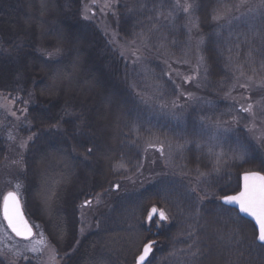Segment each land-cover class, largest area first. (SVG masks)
Returning <instances> with one entry per match:
<instances>
[{
    "label": "trees",
    "instance_id": "obj_1",
    "mask_svg": "<svg viewBox=\"0 0 264 264\" xmlns=\"http://www.w3.org/2000/svg\"><path fill=\"white\" fill-rule=\"evenodd\" d=\"M124 2L120 0L117 13L121 30L128 20ZM196 2L206 63L215 77L220 63L209 15L214 0ZM80 4L81 0H0V95L27 101L32 94L28 105L15 103L28 108L21 126H0V165L8 160L17 164V171L11 168L2 174L19 179L26 193L27 218L43 224L48 240L68 251L77 235L78 200L107 189L114 196V207L100 217L102 228L82 237L74 252L65 256V264H133L147 239L157 241L150 264H264V246L254 240L252 224L219 201H193L184 213L193 217L194 206H199V219L190 220L180 236L181 226L173 213L160 228L152 226L150 233L143 223L144 209L157 203L164 209L163 200L149 190L129 194L121 186L112 187L118 180L112 166L123 159L126 131L144 112L129 88L127 62L104 47L95 28L81 19ZM33 133L35 139L27 141ZM25 140L28 146L21 151ZM88 147L93 148L91 156ZM70 151L76 153L72 159ZM253 164L254 170H264L251 161L242 167ZM73 174L78 182L71 181ZM82 178L87 186L78 192L74 189ZM236 179L225 187L234 188ZM64 198L71 211L70 226L63 215L56 214L54 221L46 216L52 210L50 201ZM197 249L200 254L194 257Z\"/></svg>",
    "mask_w": 264,
    "mask_h": 264
},
{
    "label": "rangeland",
    "instance_id": "obj_2",
    "mask_svg": "<svg viewBox=\"0 0 264 264\" xmlns=\"http://www.w3.org/2000/svg\"><path fill=\"white\" fill-rule=\"evenodd\" d=\"M108 2L110 0H96L94 4L93 0H81L80 16L87 26L95 28L104 47L106 45L120 55L123 53L121 56L130 70L129 88L144 112L126 131L124 138L127 141L121 144L123 159L113 164L112 171L117 182H121V188L129 194H140L146 190L157 194L158 199L163 200L161 203L169 208V212L165 207L164 211L170 219L173 213L179 221L177 224L181 227L177 236H180L190 220L199 219V206H194L193 217L184 213L190 211L198 196L207 194V200L218 201L215 197L220 196L219 187L235 183L238 165L241 171L255 169L254 164L242 167L246 161L264 166V85L256 83L264 77V8L259 7V0H244L243 3L242 0H214L210 11L219 7L222 11L230 10L231 15L237 18L232 19L231 24L226 19L212 21L210 18L213 33L217 35L215 51L220 63L219 73L213 77L206 63L205 42L199 30L196 10L184 13L182 7L177 6V0H125L124 14L128 20L126 29L121 30L117 28V15L112 14L118 13L120 0H116L111 9L104 7ZM178 3L183 6L197 2L178 0ZM133 52L140 57L139 60ZM169 71L172 72L171 80L164 75ZM188 76H192L193 80L184 83V78ZM249 76L251 81L247 79ZM175 84L180 85L179 90ZM241 84H248L249 87L241 88ZM174 103L178 107L174 108ZM249 103L253 104L255 117L239 112L240 104L247 107ZM19 109L11 99L0 95V126L19 127L23 123ZM10 111H16L20 119L8 115ZM173 113L182 115L183 119H174ZM233 116L238 117V123L232 122ZM201 117H206L209 123H203ZM215 120L227 122L224 126L232 128L219 138V143L213 138L211 127V122ZM26 126L24 123L23 127ZM150 143L155 148L149 147ZM161 145L163 155L157 150ZM178 145L183 147L178 148ZM221 152L225 155L217 165L215 154ZM14 155L17 159L20 157V154L10 156ZM69 155L72 159L76 153L70 151ZM224 161L227 163L224 164ZM16 165H10L9 160L0 165V209L8 191L18 194L24 209L26 193L22 192L19 179L14 174H2L6 169L17 171ZM120 165L124 167L120 168ZM214 167H218L219 171H213ZM71 181L78 182L74 174ZM87 182H83L82 178L74 190L81 191ZM192 188H196V194H192ZM104 190L85 196L80 202L78 200L77 210L74 211L77 235L70 250H59L55 243L48 240L43 231L44 225L34 220H29L34 229L33 239L30 242L17 239L7 229L1 211L0 224L5 227H0V250L10 260H16L17 264H29L22 258L18 259L22 254L31 257L32 264H65V253L69 256L77 247V241L80 243L82 237L101 229L100 217L109 214L114 207V196L110 191L103 195ZM88 198L93 199V204L81 209L79 206ZM65 200L50 201L52 210L46 212V216L54 221L56 214L63 215L67 219L66 225L70 226L71 211L64 204ZM97 222L99 228L95 227ZM26 247H36L43 252H27Z\"/></svg>",
    "mask_w": 264,
    "mask_h": 264
},
{
    "label": "snow or ice",
    "instance_id": "obj_3",
    "mask_svg": "<svg viewBox=\"0 0 264 264\" xmlns=\"http://www.w3.org/2000/svg\"><path fill=\"white\" fill-rule=\"evenodd\" d=\"M96 0H93V3L95 4ZM244 0H242V3ZM116 4V0H110V2L105 3L104 7L111 9L114 5ZM177 6L182 7V11L184 13H189L191 11H195L199 8V4L197 3H187L183 6H180L177 0ZM259 7L264 8V0H259ZM103 10V9H101ZM113 15H117V13H112ZM210 18L212 21H220V20H227L228 24H231L232 19H236L237 17H233L231 15L230 10H224L222 11L221 8L219 7H214L211 9L210 13ZM87 19L88 17H84ZM198 26V25H197ZM146 42V41H145ZM203 41L201 40V43ZM60 48L56 49V53H60ZM52 54L49 53V56ZM123 55V53H121ZM133 56H136V53L133 52ZM140 57L136 56V60H139ZM201 61H203V57H201ZM135 63V61H133ZM207 71V69H205ZM165 76L168 77L169 80H171L172 77V72H166L164 73ZM241 76L244 75L243 72L240 73ZM249 81L252 80V77L249 76L247 78ZM193 80L192 76H188L184 78V83H190ZM173 83H175L173 81ZM257 84L264 85V77H261L258 81H256ZM241 88H248V84H241ZM175 88L179 90L180 85L175 84ZM31 93H29L30 99L25 101L22 100V98H17V100H14L13 103H16L19 101L20 103L24 105H28L31 102ZM227 95V93H226ZM188 96L191 98V94L189 93ZM259 103V102H257ZM173 107H178L175 103L173 104ZM182 107V106H180ZM28 111L27 107H22L19 109V112L21 113L22 116H24L25 119L26 113ZM239 112L241 113H246V114H251L253 117H255V113H253V104L249 103L247 107H245L243 104L239 105ZM8 115L15 117L17 120L20 119V116H17L16 111H10ZM174 119H183L182 115H177L175 113L172 114ZM201 121L205 124L209 123L206 117H201ZM232 122L238 123V117L233 116ZM227 122H221L220 120H215L211 122V127L213 129V138L217 140V143H219V138L230 131H232V128L225 127L224 125ZM30 127V126H29ZM53 128H57V125H52ZM247 127V125H245ZM251 131V129H249ZM36 134L33 133L27 138V141H33L35 139ZM10 139L12 138L11 136L9 137ZM27 141H22L20 144V147L23 149H26L28 144ZM193 141H186V143H192ZM199 146V145H198ZM149 147L155 148L154 144H149ZM178 148H182V145H178ZM162 155L164 152L163 145L159 149H157ZM74 151V149H73ZM87 153L89 156L93 154V148L88 147L87 148ZM216 155V163L219 165L222 161V157L225 155L223 152ZM87 159V157H85ZM234 159H236L234 157ZM238 159L243 160L242 157H239ZM131 163V161H129ZM224 164L227 162L224 161ZM123 165H120V168H123ZM237 179H236V186L234 188L230 187H225V186H220L219 191L221 193L220 196L215 197L221 205H235L237 206L238 213H244L247 216L252 218V230H253V238L254 240H258L261 242V244H264V170L262 171H248V170H243L241 171L239 168V165L237 166ZM119 170V169H117ZM127 170V169H125ZM213 171H219L218 167H214ZM201 175H205L204 173H201ZM114 189H119L120 184L119 182L115 183L112 185ZM108 190H104L103 195L107 194ZM192 194H196L197 190L196 188L191 189ZM100 195V194H97ZM208 199L207 194L204 196H198V201L200 203H203ZM99 203V201H97ZM93 204V199L88 198L85 199L82 204L79 206L81 209L83 208H89ZM2 216H3V221L6 222V227L7 229H10L11 232L16 236L20 237L25 241H31L34 237V232H33V226L29 225L27 219L24 216L22 205L20 203L18 194L16 192H8L6 195L3 197V204H2ZM144 212L146 215L143 217V223L146 224L147 231L151 233V228L152 226H155L156 228H160L165 222L169 220L168 214L164 211L162 207H160L157 204H152L150 207H147L144 209ZM83 223V221H81ZM0 227H5L4 224H0ZM35 227H39V225H36ZM89 227H92V225H89ZM95 227L99 228V222L96 223ZM83 232V228L80 230ZM152 234H158V233H152ZM42 236L43 233H40ZM194 233H189V239L192 238ZM79 241H77V244ZM157 244V241L152 240V239H147V242L143 244L142 251L140 252L139 256L135 258L136 264H150V257L153 255V250L155 245ZM193 245H190V248L193 247ZM75 249H73L74 251ZM27 252L35 253L37 251L43 252L42 249H37L36 247H26ZM200 254L199 249H197L195 252L192 253V255L198 256ZM68 253H65V256H67ZM22 258L24 261H28L29 264H32L31 257L28 255L22 254L21 257H18V259ZM63 259V257H61ZM4 261H8V264H17L16 260H10L9 257L2 251L0 250V264H4Z\"/></svg>",
    "mask_w": 264,
    "mask_h": 264
},
{
    "label": "water",
    "instance_id": "obj_4",
    "mask_svg": "<svg viewBox=\"0 0 264 264\" xmlns=\"http://www.w3.org/2000/svg\"><path fill=\"white\" fill-rule=\"evenodd\" d=\"M8 192H10V191H8ZM8 192H7V193H8ZM11 192H13V191H11ZM7 193H6V194H7ZM6 194H5V195H6ZM18 197H19V196H18ZM19 200H20V198H19ZM20 203H21V200H20ZM2 204H3V201H2ZM21 205H22V204H21ZM223 206H225V207H227V208H230V209L236 211V213L238 214V216H239L240 218L249 221L251 224L253 223L251 217L247 216V215L244 214V213H238L237 206H235V205H223ZM1 209H2V205H1ZM22 209H23V207H22ZM23 213H24V210H23ZM1 215H2V211H1ZM24 216H25V218L27 219L25 213H24ZM2 218H3V216H2ZM27 221H28L29 225H31V223L29 222L28 219H27ZM4 222H5V221H4ZM5 225H6V222H5ZM9 231L11 232L10 229H9ZM33 232H34V229H33ZM11 233H12V232H11ZM12 234H13V233H12ZM13 235H14V234H13ZM14 236H15V235H14ZM15 237H16V236H15ZM16 238H18V239H22V238H20V237H16ZM256 242H257L258 244L264 246V244H261L260 241L256 240ZM141 251H142V250H141ZM138 256H139V255H138ZM138 256H137V257H138ZM135 264H136V262H135Z\"/></svg>",
    "mask_w": 264,
    "mask_h": 264
}]
</instances>
